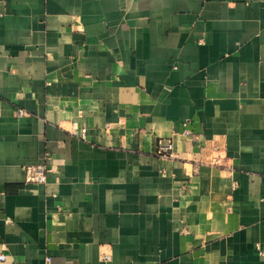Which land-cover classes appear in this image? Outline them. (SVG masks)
<instances>
[{"label":"crops","instance_id":"obj_1","mask_svg":"<svg viewBox=\"0 0 264 264\" xmlns=\"http://www.w3.org/2000/svg\"><path fill=\"white\" fill-rule=\"evenodd\" d=\"M0 264H264V0H0Z\"/></svg>","mask_w":264,"mask_h":264},{"label":"built area","instance_id":"obj_2","mask_svg":"<svg viewBox=\"0 0 264 264\" xmlns=\"http://www.w3.org/2000/svg\"><path fill=\"white\" fill-rule=\"evenodd\" d=\"M20 114H24V110H20ZM186 131L185 133H187ZM86 133V128H82L81 130L78 128H75L73 130V134L76 136L84 137ZM157 153L164 157V158H172L174 157V143L173 141H167L159 142L157 147ZM47 171L48 169L45 167V165H34V166H27L26 167V176L29 181H35V182H46L47 181ZM107 259L109 256H105ZM47 260L49 261L50 258L47 257Z\"/></svg>","mask_w":264,"mask_h":264}]
</instances>
